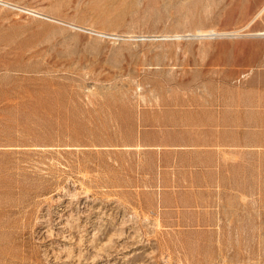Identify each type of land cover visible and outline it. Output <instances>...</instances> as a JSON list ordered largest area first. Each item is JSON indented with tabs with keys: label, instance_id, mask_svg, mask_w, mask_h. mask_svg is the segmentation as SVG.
Here are the masks:
<instances>
[{
	"label": "rangeland",
	"instance_id": "374dc122",
	"mask_svg": "<svg viewBox=\"0 0 264 264\" xmlns=\"http://www.w3.org/2000/svg\"><path fill=\"white\" fill-rule=\"evenodd\" d=\"M0 264H264V0H0Z\"/></svg>",
	"mask_w": 264,
	"mask_h": 264
},
{
	"label": "bare ground",
	"instance_id": "6f19581e",
	"mask_svg": "<svg viewBox=\"0 0 264 264\" xmlns=\"http://www.w3.org/2000/svg\"><path fill=\"white\" fill-rule=\"evenodd\" d=\"M201 35H203L204 34V32L203 33H200ZM213 34V33H212ZM206 35V34H205Z\"/></svg>",
	"mask_w": 264,
	"mask_h": 264
}]
</instances>
